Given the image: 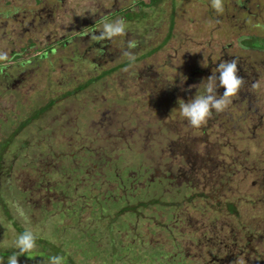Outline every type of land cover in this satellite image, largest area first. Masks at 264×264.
<instances>
[{
  "label": "rangeland",
  "instance_id": "1",
  "mask_svg": "<svg viewBox=\"0 0 264 264\" xmlns=\"http://www.w3.org/2000/svg\"><path fill=\"white\" fill-rule=\"evenodd\" d=\"M2 1L0 52H6L9 60L0 62V66L7 65L3 73L14 81L12 88H0V142L7 132H16L41 106L52 102L7 146L0 172L11 180L2 177L3 187L8 185L10 192L19 196L20 188L31 186L41 173L45 172V179L55 181L54 174H61L59 165L67 160L78 162L77 175L62 173L56 177L59 181L55 190L68 188V183L77 181L82 185L91 180L92 187L97 188L104 180L112 195L121 193L122 198L116 199L120 204L157 202L136 210L137 214L116 216L102 227L98 218L111 216L108 206L112 197H108L107 188L106 197L89 194L66 198L78 211L75 222L64 220V227L55 228L48 223L42 225L44 220H19L25 230L56 244L63 240L66 253L76 264L118 256L133 238L141 245L146 241L156 249L163 248L164 253L155 251L157 257L163 256L158 260L161 264H229L228 260L223 262L227 255L233 256L230 264H246L248 260L264 264V53L241 45L250 37L264 38V0H223L222 13L216 12L211 0H162L156 8L146 10L144 21H126V36L100 42L92 40L91 34H98L106 21L126 18L128 8L138 10L137 0H61L60 4L14 0L11 7ZM6 9L13 12L12 17H5ZM171 20V35L164 42ZM132 39L138 42L130 50L138 57L135 63L74 92L73 88L90 78L129 60L122 53ZM155 47L159 49L145 56ZM233 58L238 60L244 85L250 87L249 100L235 96L225 111L213 113L199 128L192 127L180 114L178 101L188 102L203 93L201 82L215 72L220 62ZM67 93L71 96L64 98ZM217 93L222 95L223 90L218 87ZM115 127L123 129L127 140H134L129 141L131 146L142 144L138 147L142 153L147 152L146 148H158L172 161L181 154L185 176L179 181L178 176L163 179L168 169L159 168L158 175L152 169L144 172L143 161V166L134 168L126 144L115 138V144L112 142L110 132ZM159 128L164 132L161 137ZM232 131L236 140L228 147L219 134L227 136ZM204 147L208 151L205 159L213 158L217 168L196 162L199 159L195 151H203ZM234 152L242 157L236 158L237 166L229 167L227 162ZM221 153L229 155L224 156L227 161L221 160ZM103 154L107 163L98 170L96 161ZM171 163L174 174L176 166ZM55 164L57 172L52 171ZM107 164H111L110 170ZM15 179L20 181L19 188ZM228 181L230 185L225 184ZM3 191L8 196L5 188ZM47 193L51 192L46 190L41 196ZM216 198L230 199L240 217L225 218V213L211 205ZM4 234L16 241L12 228H4ZM222 245L234 253L225 249L226 253ZM129 247L121 259L123 263H151L153 258L146 257V251L140 254L142 250ZM38 254L36 247L19 259V264H50Z\"/></svg>",
  "mask_w": 264,
  "mask_h": 264
},
{
  "label": "trees",
  "instance_id": "2",
  "mask_svg": "<svg viewBox=\"0 0 264 264\" xmlns=\"http://www.w3.org/2000/svg\"><path fill=\"white\" fill-rule=\"evenodd\" d=\"M162 0H147V2H142V0H137L135 7L139 8L136 11H133L132 8H128V12H126V18H124L125 21L127 22H133V23H140L141 21H144L146 19V10H151L153 8H156L159 4H161ZM133 11V12H131ZM123 12V11H122ZM125 12L123 13V15ZM172 28V20L169 22V28L165 34L164 42L170 38V31ZM243 48H247L250 51H259L264 53V38L260 37H250L246 40H244L241 43ZM159 47H155V49L148 51L145 56H149L152 53H155ZM138 58V57H137ZM135 59V61H129L127 60L124 63L119 64L116 66L114 69H108L104 71L102 74L94 76L90 78L85 84H83L80 87H77L75 91H82V89L85 88L86 85H89L91 83H95L102 79L105 76H108L112 74L115 70L122 68L124 66L130 65L132 63H135L138 59ZM51 103H47L39 108L37 113H33L25 122L20 124V127L16 132H12L9 136V139L4 140L0 142V171L3 169L1 165V157L8 145V142L11 140V137H14V135L19 131V129L22 127V125L27 124L29 121L38 118L41 113L44 111L48 110L51 106ZM65 163L61 164L60 167V172L61 174H71L76 173L77 175V170L79 169V165L74 166L73 164L68 163L67 160L64 161ZM79 166V167H78ZM10 168V165L8 169ZM57 170V169H56ZM54 172L55 169L53 170ZM47 173V172H46ZM45 172L40 174L39 179H35V182L31 183V186L25 187L21 189L22 193H20L19 196L13 195L9 188L8 185H5L3 187L2 183L5 180H2V177L7 180H11L9 176H3L1 175L0 172V264H8V258L12 254H17L19 257L18 259L24 258L26 256L25 254H20L19 251H17V247H15V241L9 240L4 234V228L6 229L7 227L12 228L14 230V238L17 239V237L24 233L26 230L25 228L19 223V220L22 221H36L37 219L39 220H44L42 225H51V227H64L65 222L64 220H69L70 224L72 222H75L77 212L75 209V206H70V203L66 201V198L72 199L76 196L82 197L86 196L89 194H92V196L96 195H105L104 191L106 190L107 186L103 187L102 184L99 183L98 187H92L91 183L87 182H82V185L76 181V183H68V188L65 187L62 191L55 190L54 187L58 185L59 179L56 177H60V175L54 174V179L55 181H51V179H45ZM71 177V176H70ZM53 179V178H52ZM15 182L18 183L17 187L19 188L21 185L19 184L20 181L18 179H15ZM73 182V181H72ZM46 185V186H45ZM3 188L6 189L8 196H5ZM49 191L51 193H47L48 195H44L43 197L41 196V193L44 191ZM109 196L112 197L111 200H109V206L108 208L110 209L108 213H110L111 216L102 215V218H98L99 225L103 227V225H109L112 223L114 218L116 216H121L126 213H135L137 214L138 209H147L149 205H156L157 202L155 200H149L147 202H138L135 205H124L120 204L116 199H118V195H112V191L109 188ZM95 194V195H93ZM61 201H66L67 203H61ZM118 206V208H114ZM60 207V209L58 208ZM229 209L231 210V207L228 206ZM116 209V210H114ZM42 214H38V212H41ZM81 214V213H79ZM78 214V215H79ZM44 217V218H42ZM36 247L39 249V254L38 256L41 257L42 259H45L46 261H50L51 257L54 256H59L63 257V264H76L75 260L71 257V254L66 253L64 249V241L62 240L60 244H56L53 241H50L46 238L36 236ZM163 240V239H162ZM131 243H128L126 245L125 249L123 250L122 254H119L118 256L116 255H109L105 257H100L99 261L93 262V264H138L137 262H122V257L124 255V252L129 250V246H134L137 248V250H142L140 254H143V251H146L145 256L153 258L151 263L148 264H161L158 262V260L163 257H157L155 251H160L161 253H164L165 250L163 248L156 249L154 248V245L152 243L144 241L142 245L137 242V239L133 238L130 239ZM75 242V240H74ZM86 244V243H85ZM78 245V244H77ZM76 245V246H77ZM147 246V247H146ZM28 256V254H27ZM26 256V257H27ZM228 256V255H227ZM166 257V256H165ZM229 261V259H227ZM226 261V260H225ZM199 261L198 263H200ZM179 264V263H178ZM182 264V263H180ZM184 264H188L184 262ZM197 264V263H193ZM204 264V263H202ZM230 264V261H229Z\"/></svg>",
  "mask_w": 264,
  "mask_h": 264
},
{
  "label": "clouds",
  "instance_id": "3",
  "mask_svg": "<svg viewBox=\"0 0 264 264\" xmlns=\"http://www.w3.org/2000/svg\"><path fill=\"white\" fill-rule=\"evenodd\" d=\"M212 7L217 13L224 10L223 0H211ZM127 35V22L123 17H118L113 21H106L102 25V30L96 34H91V39L100 42L105 39H113L115 37ZM138 42L134 39L127 41V50L122 55L127 57L129 61H135L136 57L131 49H135ZM9 60L6 52H0V62ZM7 65L4 64L3 67ZM2 70V69H0ZM217 73L219 75H217ZM204 91L195 95L188 102L179 100L180 114L195 128H199L206 124L207 120L213 116V112L221 113L225 111L232 102V98L237 96L241 88L245 84L243 77L239 75L238 60L233 58L220 62L215 72H212L205 80H203ZM223 88L222 95H218L217 88ZM16 247L20 254L29 253L36 248V237L30 231L20 234L16 241ZM17 254H12L8 258V264H19ZM63 257L54 256L50 258V264H63Z\"/></svg>",
  "mask_w": 264,
  "mask_h": 264
},
{
  "label": "flooded vegetation",
  "instance_id": "4",
  "mask_svg": "<svg viewBox=\"0 0 264 264\" xmlns=\"http://www.w3.org/2000/svg\"><path fill=\"white\" fill-rule=\"evenodd\" d=\"M47 1V0H46ZM51 1H54V2H58V4H60L61 3V0H51ZM2 3H4L7 7H11V6H13V3H14V0H3L2 1ZM0 15H2L1 13H0ZM13 16V12L12 11H8L7 9H6V15H5V17H12ZM2 17H4L3 15H2ZM5 19H7V18H5ZM128 66V65H127ZM124 67H126V66H124ZM124 67H122V68H124ZM0 69H2V70H0V74H2V78H1V81H0V88H2L3 90H6V89H9V86L8 85H10V88H12V85H13V83H12V81H14V80H12L11 81V79L9 78V76L7 75V74H4L3 73V71H4V68H3V66H0ZM86 81H83V82H80V83H85ZM92 84V83H91ZM91 84H89V85H86L85 86V88L84 89H82V91L83 90H85V89H87ZM76 88L77 87H75V88H73V89H75L76 90ZM245 88H246V90H245ZM250 89V87L248 88V86H246V85H244V87H243V89L241 90V91H239V93L237 94V97H240V100H244V101H246L247 102V100H249V96H248V90ZM74 90V92H76V93H78V92H81V91H75ZM223 90V88H221V91ZM246 91V92H245ZM69 96H71L69 93H67V94H65V96H64V98H66V97H69ZM235 98V97H234ZM47 111V110H46ZM45 112V111H44ZM43 112V113H44ZM213 113H215V112H213ZM42 114V113H41ZM217 114V113H216ZM40 116V115H39ZM247 118H249V117H247ZM27 120V119H26ZM30 123V122H29ZM27 124H25V125H22V129L26 126ZM19 129V130H22V129ZM114 130H115V132H114ZM159 130H160V137L164 134V132H163V130L161 129V128H159ZM122 133H123V129H121V128H119V127H115V128H113L112 129V131L110 132V135H111V137H113L112 138V142H113V144H115V140H114V138L119 142V143H122V142H124L125 144H126V146L129 148V154H130V156L132 157V161H133V167L135 168V167H140L139 165L141 164L142 165V163H141V161H143V164H144V172L145 171H149V169H152L157 175H158V169L159 168H161V169H163V170H167L166 172H165V174H162V177L161 178H174V176H178L179 178H178V181L179 180H181V178L183 177V176H185L184 174H182V168L184 167V165L185 164H183V163H185V160L181 157V154H178V156H176L175 157V160L176 161H172V160H170L171 158L170 157H168L167 155V157L166 158H169V160L171 161V162H173L174 164H175V166H176V170H174V172H176V173H171V168L173 167L172 165V163L170 162V164L168 163V160L165 158V156L163 155V151H161V150H159L158 148H146V151L147 152H145L144 151V153H142L141 152V150H139V148L141 147V145H135L134 144V146H131L130 145V143H129V141L130 140H132V142H134V140L131 138V139H129V140H127L126 139V137L124 136V135H122ZM9 136H10V134H8V132H7V134L4 136V140H8L9 139ZM219 137L220 138H222L223 137V140L222 141H225L226 143V145L228 146V147H230V146H233V144H234V142H235V138H236V136H235V134H234V132L232 131V133H229L227 136H224V134H219ZM156 138H158V137H156ZM12 139H13V137H11V140L8 142V145H9V143L12 141ZM231 139H233L232 141H230ZM221 141V142H222ZM7 145V146H8ZM222 145V144H221ZM230 145V146H229ZM22 146H26V142H22ZM151 146H154V145H151ZM114 147V146H113ZM139 147V148H138ZM142 147H143V145H142ZM7 148V147H6ZM203 149V148H202ZM202 149H197V151H195V155H196V158H198L199 160H197L196 162H198L199 163V166H205V165H208V164H211L213 167H218L217 165L218 164H216V163H214V164H212L213 163V158H211V159H205V157H204V154H205V147H204V150L202 151ZM215 150V149H214ZM5 151H6V149H5ZM4 151V152H5ZM206 152H208V151H206ZM210 153L212 152V151H209ZM70 153V152H69ZM217 152L215 151V153H214V156L213 157H215V154H216ZM225 154L226 153H221V156L222 157H224L225 156ZM144 155H146L147 157L146 158H148V160L147 159H145V157H144ZM232 155V157H231V160H230V162H227L228 164H229V167H235V166H237V164H239V162L236 160V158H240V157H242L241 155H237V153H233V154H231ZM234 155H236V156H234ZM216 157H219V155H216ZM226 157H229V155L228 154H226ZM226 157H224V158H222L221 160H224V161H227V159H225ZM182 158V159H181ZM105 155L103 154V155H101L100 157H99V159H97V163L96 162H94V163H96L97 164V169L99 170V169H102L103 167H102V164L103 163H107L106 161H105ZM162 159H164V161H163V163H161V160ZM139 160V161H138ZM65 161V160H64ZM62 162V164L63 163H65V162ZM75 161V160H74ZM76 162V161H75ZM89 162V161H88ZM101 162V163H100ZM157 162V163H156ZM187 162H189V161H187ZM192 162V161H191ZM89 163H91V162H89ZM195 163V161L194 162H192V163H190V164H194ZM71 164H73L74 166H76V165H79L78 164V162H76L75 164H74V162H71ZM190 164H187V167H189V166H191ZM61 165V164H60ZM59 165V166H60ZM109 165H111V164H107L106 166H107V169H111V167L109 166ZM80 166V165H79ZM78 166V167H79ZM109 166V167H108ZM143 166V165H142ZM195 166H197L196 164H195ZM9 167V166H8ZM52 167H53V170L56 168L57 169V164H55V165H52ZM52 170V171H53ZM205 171V170H204ZM116 171H114V173H115ZM119 172H120V170H119ZM184 172H185V170H184ZM116 173H118V172H116ZM232 173V172H231ZM181 176V177H180ZM195 177H198V176H195ZM199 179H200V181H201V178L200 177H198ZM186 180H188V183H189V176L188 175H186ZM229 180H230V178H229ZM235 180H236V178H235ZM114 181H117V179H114ZM119 181V180H118ZM191 181H193V180H191ZM238 181V180H237ZM87 182V181H86ZM89 183H93L92 182V180L91 181H88ZM193 182H195V180L193 181ZM239 182H240V180H239ZM99 183L100 184H102L103 186L105 185V187L107 186V188L109 189V187H108V182H104V180H100L99 181ZM253 183V182H252ZM177 184H180V182L179 183H177ZM225 184L226 185H230L231 184V182L230 181H228V182H225ZM239 185L240 184H238L237 185V187H239ZM232 187V186H231ZM107 188H106V190H107ZM235 188V187H234ZM236 189V188H235ZM230 190V189H229ZM225 191V190H224ZM236 191V190H235ZM217 193V192H216ZM119 194V195H118ZM222 194H224V192L222 193ZM116 195H118V197H120V198H122L120 195H121V193H117ZM251 196V195H250ZM230 199H227V200H222V199H217L216 198V202H214L213 204H211V205H213V207L215 208V209H218V211H219V213H225L224 215H225V218H228V216L230 217V218H239L240 216H239V212L237 211V208H236V206L233 204V203H231L230 201H229ZM182 203H183V201H182ZM223 205V206H222ZM175 206H179V203L178 204H175ZM205 206L207 207V203H205ZM204 206V207H205ZM228 206H230L231 207V210L229 209V207ZM223 208V209H222ZM212 209V208H211ZM216 223H219V222H216ZM217 225H220V224H217ZM192 233V232H191ZM247 235H249V233H248V231H246L245 232ZM193 234V233H192ZM220 236V235H219ZM236 236H241V235H239V234H237ZM245 238H246V241H250L251 242V240L248 238V236H244ZM219 238H221V237H219ZM253 238V237H252ZM219 241V240H218ZM222 242V241H221ZM220 242V243H221ZM222 247H223V250L227 253V251L228 252H232V253H234L233 252V250L232 251H230L229 249H231L230 247L229 248H224V246L222 245ZM251 248V247H250ZM249 248V249H250ZM227 251H226V250ZM250 251H252V250H250ZM241 252L239 251V254H240ZM231 254V253H230ZM231 257V258H230ZM227 259H229V261H231L232 259H233V256H224V260H223V262L225 261V260H227ZM246 262V261H245ZM255 262H256V260H255ZM254 264L253 263V260H248V262H246V264Z\"/></svg>",
  "mask_w": 264,
  "mask_h": 264
}]
</instances>
